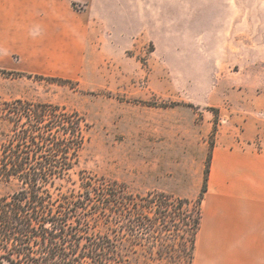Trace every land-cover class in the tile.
I'll return each instance as SVG.
<instances>
[{"label":"rangeland","instance_id":"rangeland-1","mask_svg":"<svg viewBox=\"0 0 264 264\" xmlns=\"http://www.w3.org/2000/svg\"><path fill=\"white\" fill-rule=\"evenodd\" d=\"M94 19L90 46L66 56L77 71L0 75L21 80L9 91L22 100L85 118L63 191L84 170L134 194L195 200L216 141L246 133L264 152V0H104ZM9 128L0 117V145ZM12 190L0 181V198Z\"/></svg>","mask_w":264,"mask_h":264},{"label":"trees","instance_id":"trees-1","mask_svg":"<svg viewBox=\"0 0 264 264\" xmlns=\"http://www.w3.org/2000/svg\"><path fill=\"white\" fill-rule=\"evenodd\" d=\"M0 117L10 126L0 145V181L13 188L0 198V264L193 263L208 168L195 200L134 194L84 170L78 187L63 191L86 141L85 118L21 99L0 102Z\"/></svg>","mask_w":264,"mask_h":264},{"label":"crops","instance_id":"crops-1","mask_svg":"<svg viewBox=\"0 0 264 264\" xmlns=\"http://www.w3.org/2000/svg\"><path fill=\"white\" fill-rule=\"evenodd\" d=\"M103 1L0 0V71H77L66 56L90 46ZM18 80L0 76L2 102L21 99L9 91ZM251 138L243 133L236 145L216 141L209 150L192 264H264V152L248 144ZM198 170L197 183L202 161Z\"/></svg>","mask_w":264,"mask_h":264}]
</instances>
